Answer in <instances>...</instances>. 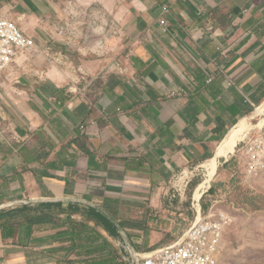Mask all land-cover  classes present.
Wrapping results in <instances>:
<instances>
[{"label": "crops", "instance_id": "0c3cea01", "mask_svg": "<svg viewBox=\"0 0 264 264\" xmlns=\"http://www.w3.org/2000/svg\"><path fill=\"white\" fill-rule=\"evenodd\" d=\"M10 4L55 39L69 27L54 61L0 78V264H131L165 246L169 184L264 104V0ZM39 205L52 222L12 220Z\"/></svg>", "mask_w": 264, "mask_h": 264}, {"label": "rangeland", "instance_id": "374dc122", "mask_svg": "<svg viewBox=\"0 0 264 264\" xmlns=\"http://www.w3.org/2000/svg\"><path fill=\"white\" fill-rule=\"evenodd\" d=\"M0 14L15 22L26 35L35 41L38 51L28 57L25 63H33L36 59L50 63L54 61L51 53L57 50L56 48L66 46L64 45L65 29L69 25L64 22L56 24L59 39H55V35L49 31L48 22L40 31L39 27L32 22L31 17L24 15L17 5L10 4L0 7ZM75 20L76 18L72 22L74 26L79 24V20L78 22ZM40 53L44 55L36 57ZM59 64L63 67L64 61H59ZM31 73L33 72L28 71L25 75ZM257 107H262V111L257 116L256 122L252 126L249 124L242 126L240 122L228 134L230 141L220 157L216 158L215 153L213 157L201 162L199 166L188 169L189 176H185L186 172H184L169 184L172 198L165 200V208L157 217L161 223L160 229H167L173 225L172 232L167 235L166 245L180 240L185 231L196 221L197 205L200 203L203 217L210 214L219 217L224 214L229 220L218 264H264V173L248 177L244 168L245 143L243 141L251 135L257 122L264 124V119H262L264 104ZM254 111L252 109V112ZM234 148H236L235 153L232 150ZM212 159H216V171L210 178V173L202 167V164ZM184 177H186L185 183H180ZM210 187L214 188L211 194L207 193ZM178 190H181L180 193ZM251 198H255L253 204H257L260 207L259 210L248 203Z\"/></svg>", "mask_w": 264, "mask_h": 264}, {"label": "built area", "instance_id": "2783aa9c", "mask_svg": "<svg viewBox=\"0 0 264 264\" xmlns=\"http://www.w3.org/2000/svg\"><path fill=\"white\" fill-rule=\"evenodd\" d=\"M37 51L35 41L15 22L0 14V77L12 65L24 64ZM259 125L257 122L251 135L243 141L248 177L264 173V124ZM196 212V221L180 240L145 254L137 253L131 264H218L228 217L224 214L203 217L202 207Z\"/></svg>", "mask_w": 264, "mask_h": 264}, {"label": "trees", "instance_id": "16d2710c", "mask_svg": "<svg viewBox=\"0 0 264 264\" xmlns=\"http://www.w3.org/2000/svg\"><path fill=\"white\" fill-rule=\"evenodd\" d=\"M228 165V164H226ZM229 167V166H227ZM214 192V188L211 187V189L207 192L209 194ZM255 198H251L250 201L248 202L250 205H253V207L256 210H259L260 207L257 204H253L255 201ZM58 206V208L63 207L61 205H56V207ZM49 207H52L51 205H39L37 207H35L34 209L32 207H25L22 210H19L17 212V214H15L13 212V214H15L13 217L12 215V220L14 221H18V222H25V223H29L31 225H42V224H48L50 222H52L51 219L48 218V214L46 213V211L48 210ZM11 218V217H10ZM18 218V219H17ZM101 220L103 222H107V219L104 218L103 216L100 217ZM153 250V249H152Z\"/></svg>", "mask_w": 264, "mask_h": 264}, {"label": "bare ground", "instance_id": "6f19581e", "mask_svg": "<svg viewBox=\"0 0 264 264\" xmlns=\"http://www.w3.org/2000/svg\"><path fill=\"white\" fill-rule=\"evenodd\" d=\"M261 111H262V109H260V108H258L257 107V109H255V111L250 115V116H248V117H245V118H243V120L241 121V125L242 126H245V125H247V124H249V126L251 125L252 126V124H254L255 122H256V119H257V116H259L260 114H261ZM261 126H262V124H260ZM259 125V126H260ZM235 129V128H234ZM233 129V130H234ZM232 130V131H233ZM231 131V132H232ZM229 138L227 137L222 143H221V145L216 149V158L217 157H220V155L222 154V152H224L225 151V147H226V144L228 143V141H230V140H228ZM234 140V139H233ZM237 145H239V144H237ZM233 151H234V153H235V150H236V148H234V149H232ZM213 161V160H212ZM215 166H216V162L214 163V162H209L207 165H204V166H202V167H204L205 168V170L206 171H208V173H210V175L212 174L211 173V169H213V168H215ZM188 174H187V176H189L190 174H189V171L187 172ZM185 181H186V177H184V178H182L181 179V182L180 183H185ZM200 209H201V205H200V203H198V205H197V210L198 211H200ZM201 220V217L199 216L198 217V221H200ZM124 246V245H123Z\"/></svg>", "mask_w": 264, "mask_h": 264}, {"label": "water", "instance_id": "95a60500", "mask_svg": "<svg viewBox=\"0 0 264 264\" xmlns=\"http://www.w3.org/2000/svg\"><path fill=\"white\" fill-rule=\"evenodd\" d=\"M210 189H211V187H210ZM136 254H137V252H136V251H134V255H133V257H135V256H136Z\"/></svg>", "mask_w": 264, "mask_h": 264}]
</instances>
